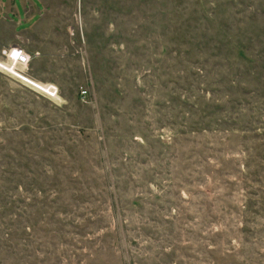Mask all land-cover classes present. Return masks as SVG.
<instances>
[{
	"label": "rangeland",
	"instance_id": "1",
	"mask_svg": "<svg viewBox=\"0 0 264 264\" xmlns=\"http://www.w3.org/2000/svg\"><path fill=\"white\" fill-rule=\"evenodd\" d=\"M0 264H264V0H0Z\"/></svg>",
	"mask_w": 264,
	"mask_h": 264
},
{
	"label": "built area",
	"instance_id": "2",
	"mask_svg": "<svg viewBox=\"0 0 264 264\" xmlns=\"http://www.w3.org/2000/svg\"><path fill=\"white\" fill-rule=\"evenodd\" d=\"M12 54H13V60H14V66H27L31 60H32V55L29 54L22 46H15L12 50ZM19 73V72H18ZM20 76H22L23 78H26L27 76H24L23 73H19ZM48 92L50 93V95H53L54 92L52 90H48ZM86 90L82 91V94H85Z\"/></svg>",
	"mask_w": 264,
	"mask_h": 264
}]
</instances>
